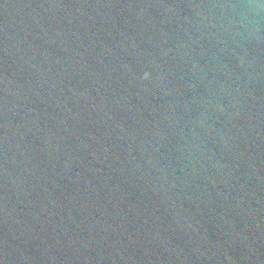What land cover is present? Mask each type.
I'll list each match as a JSON object with an SVG mask.
<instances>
[{
  "label": "water",
  "instance_id": "95a60500",
  "mask_svg": "<svg viewBox=\"0 0 264 264\" xmlns=\"http://www.w3.org/2000/svg\"><path fill=\"white\" fill-rule=\"evenodd\" d=\"M0 264H264V0H0Z\"/></svg>",
  "mask_w": 264,
  "mask_h": 264
}]
</instances>
